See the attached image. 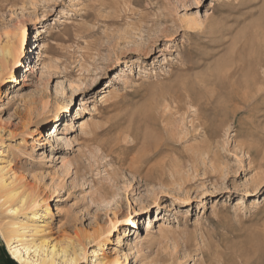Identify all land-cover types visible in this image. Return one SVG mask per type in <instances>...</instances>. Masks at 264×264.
Instances as JSON below:
<instances>
[{
  "label": "rangeland",
  "instance_id": "rangeland-1",
  "mask_svg": "<svg viewBox=\"0 0 264 264\" xmlns=\"http://www.w3.org/2000/svg\"><path fill=\"white\" fill-rule=\"evenodd\" d=\"M23 36L20 63L0 55V204L16 195L0 232L27 227L10 246H54L60 264H264V0H0V47ZM207 103L236 121L205 113L203 135L191 124ZM93 129L119 142L113 157ZM154 146L165 186L128 171ZM0 264H18L1 233Z\"/></svg>",
  "mask_w": 264,
  "mask_h": 264
},
{
  "label": "bare ground",
  "instance_id": "bare-ground-1",
  "mask_svg": "<svg viewBox=\"0 0 264 264\" xmlns=\"http://www.w3.org/2000/svg\"><path fill=\"white\" fill-rule=\"evenodd\" d=\"M161 32L164 34L166 32H168L166 29H163L161 30ZM36 38H38L37 36H35ZM135 38V37H134ZM137 43V42H136ZM26 44V37L23 36L22 40L20 41V48H19V51H16V48L15 46H13L12 44L10 45V43L6 42V44L4 46H1L0 47V55L2 57V59L4 60L5 64L7 65L9 60H11L12 63H14L15 61H18L20 57H24V51H25V45ZM39 46V45H38ZM143 48V47H141ZM52 49L51 46H48L47 47V51L50 52ZM141 51H143L144 54H148L149 51L146 50V48H143ZM259 53V52H258ZM8 60V61H7ZM27 60V59H26ZM39 61V59H37ZM259 61V60H258ZM17 63V62H16ZM18 63H20L18 61ZM25 71H29L31 70L30 68H33V67H29V64L27 66H25ZM258 68V67H257ZM26 72L23 73L21 75V77L19 78H12V81L11 82H15L16 84H20L21 82H25L27 81V77H26ZM254 72V71H253ZM112 79L110 81V83L108 84V82L106 83V88L108 87H112L113 85L112 84H115L119 79H120V75H118L117 73H113L112 74ZM253 79L254 81L257 79L256 78V75L254 74L253 78L251 79L250 83H247L248 84V87L247 89H250V87L252 86L253 84ZM250 80V79H249ZM258 81V79H257ZM260 81V80H259ZM258 81V82H259ZM204 84V83H203ZM206 84V83H205ZM244 85V84H243ZM258 85V84H257ZM186 86V85H185ZM206 86V85H205ZM243 89V88H242ZM252 90V89H251ZM258 90V89H257ZM260 90V89H259ZM184 91V89H183ZM192 91V90H191ZM191 91H187V95L190 99V102H188L189 104H193V101L195 100L194 99V96L195 94L193 95V93ZM185 92V91H184ZM258 92V91H257ZM256 93V92H255ZM254 93V94H255ZM186 94V93H185ZM185 94L183 93V95L185 96ZM257 94V93H256ZM182 95V96H183ZM183 96V97H184ZM198 96V95H197ZM106 96H103V98L105 99ZM186 97V96H185ZM196 97V96H195ZM199 97V96H198ZM197 97V98H198ZM232 97V96H231ZM253 97V96H252ZM187 98V97H186ZM200 98V97H199ZM198 98V99H199ZM203 98V96H202ZM229 98V96H228ZM234 98V97H232ZM231 98V99H232ZM242 101H244L245 103H247V101L250 99V95H248V92H245V94L243 95V97H241ZM253 99V98H252ZM199 101V100H198ZM234 101V99H233ZM240 101V100H239ZM172 102V101H171ZM185 102V101H184ZM207 102V101H206ZM205 102V103H206ZM209 102V101H208ZM229 102V100H228ZM196 103V102H194ZM213 103V102H212ZM234 103V102H233ZM237 103V102H236ZM187 104V103H186ZM209 104H211L209 102ZM208 103L207 104H204V105H200V104H196L195 105V109L193 108L194 110V121L192 120V124L191 125H194V127L196 126L197 127H200L199 129H202V131L204 132L203 135H205L209 129H210V126L208 125L209 123H207V117L206 115H204L205 113H212L213 115H216L217 113H221L222 115L226 116V117H230V119H235V117L237 116L238 114V109H236L235 107L233 108H229V106H223V110L221 112L218 111V109L210 106ZM217 104V103H216ZM224 104V103H223ZM251 104V103H250ZM213 105V104H212ZM240 105V104H239ZM191 106V105H190ZM193 107V106H192ZM241 107V105H240ZM242 107H244L242 105ZM246 107V106H245ZM186 108V107H185ZM239 108V107H238ZM246 109V108H245ZM153 110V109H152ZM162 110V109H161ZM221 110V109H220ZM247 110V109H246ZM245 110V111H246ZM165 111V110H164ZM177 111V110H176ZM248 111V110H247ZM175 112V111H174ZM185 112V111H184ZM250 113V112H249ZM76 114H78V112H76ZM243 114V113H242ZM251 114V113H250ZM220 116V115H219ZM239 116V115H238ZM225 117V118H226ZM239 119V117H238ZM207 120V121H206ZM211 120V119H210ZM229 121V120H228ZM236 121V119H235ZM238 121V120H237ZM242 123V121H240ZM234 123V122H233ZM239 123V122H238ZM55 125L57 124L54 123ZM165 125V124H164ZM212 127V126H211ZM195 128V129H196ZM108 130H105L106 132L105 133H109L111 132L113 129V127H109L107 128ZM194 129V130H195ZM198 129V128H197ZM198 129V130H199ZM59 130V129H58ZM57 129H54V131L52 129H49L48 131L45 132V134L47 135V138L49 140V138H54L56 137V133L58 132ZM196 131V130H195ZM197 132V131H196ZM171 133V132H170ZM56 134V135H55ZM90 142L89 143H92V144H95L100 151L106 153L109 156L113 157L112 154L115 153V151H117V147H118V143H115L116 141L112 142L110 139H100L99 138L101 137V134L102 132H98L96 130H90ZM198 134V133H197ZM208 135V134H207ZM106 136V135H105ZM201 136V135H200ZM206 136V135H205ZM116 138V137H115ZM117 139V138H116ZM115 140V139H114ZM119 140V138H118ZM113 143V144H112ZM158 143V142H157ZM205 145V144H204ZM203 145V146H204ZM253 149V148H252ZM254 150V149H253ZM160 151V148L158 146H154L152 149H147V150H144L142 151L138 156L135 155L134 158L131 159L130 161V164H128V171L129 173H131L134 177H139L140 179H143V177H146L148 176L149 174H153L155 173L156 171L159 172V175H158V181H159V185H162V186H165L164 184V178H163V166L167 164V161L164 160V161H161V164H158V165H150V161L152 159H154L155 157H157L159 155V152ZM258 153H259V150H257ZM90 153V152H89ZM94 154V153H93ZM250 154V153H249ZM261 156V154H260ZM91 157V156H90ZM98 158V157H97ZM259 166L261 168H264V155H262V158H261V161L259 163ZM4 167H0V188H3L4 186V182H3V176L5 174L4 172ZM158 174V173H157ZM157 179V178H156ZM264 179V173H260L259 175H257V177H255L253 180H252V183L253 185H257V183H260L261 181H263ZM157 181V182H158ZM169 189V188H168ZM171 190V189H169ZM4 197H6L7 199H5V201H3L2 204H0V207L2 206H5V205H8L6 206L7 207V212L11 213V214H14L16 212L14 206L11 205V203L13 201L16 200V195H15V192L14 191H11L9 190L7 193L4 194ZM2 199V197H0V200ZM188 200V190L185 191V194L183 196V199H182V205L181 207H185L187 206L186 205V201ZM22 201V200H21ZM25 202L23 201L22 205H25L24 204ZM36 204V201H32V203H30V205H35ZM160 214L161 213H158L156 214L155 216V219L154 221L155 222H158L161 218H160ZM137 214H135L134 216H136ZM129 222V226L128 228H126L122 234L124 237H128V236H133L135 235L136 231L134 228H137V220L136 218H132L131 220H128ZM35 223V222H34ZM150 224V223H149ZM34 225V224H33ZM36 225V224H35ZM149 227V225H148ZM25 229H27V227H25L23 224L19 225V227H14L13 224H10V225H7V228L6 230L4 231H1V237L4 239V241L6 242L7 244V247H8V251H9V254L11 255V258L13 260H15L18 264H60V263H56V253H55V250H54V246H52L51 250H48L47 246H45L44 244H40V245H34L33 244V241L30 242V244H33V245H30L29 247H26L24 246L23 244H20L19 246H10L8 244L9 240H8V237L10 239H12L11 241L13 240H17L19 237H21L22 235V231H24ZM30 229V227H29ZM22 230V231H21ZM161 230V229H160ZM44 230L41 229V226H34L33 230H29V232L33 233L34 235H40ZM162 232V230H161ZM164 232V231H163ZM20 241V240H19ZM31 248H34V254L36 256V259L35 258H31L29 259L28 257H24V255H21L22 253V250L24 249L25 251H29ZM97 262L94 261L93 264H96ZM98 264V263H97Z\"/></svg>",
  "mask_w": 264,
  "mask_h": 264
}]
</instances>
